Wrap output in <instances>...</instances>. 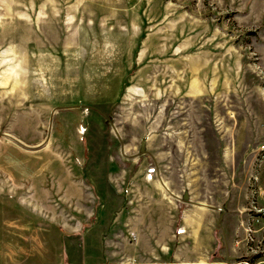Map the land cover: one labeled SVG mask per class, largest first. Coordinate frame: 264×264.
Returning <instances> with one entry per match:
<instances>
[{
    "label": "rangeland",
    "instance_id": "374dc122",
    "mask_svg": "<svg viewBox=\"0 0 264 264\" xmlns=\"http://www.w3.org/2000/svg\"><path fill=\"white\" fill-rule=\"evenodd\" d=\"M0 193V262L264 264V0H0Z\"/></svg>",
    "mask_w": 264,
    "mask_h": 264
},
{
    "label": "crops",
    "instance_id": "0c3cea01",
    "mask_svg": "<svg viewBox=\"0 0 264 264\" xmlns=\"http://www.w3.org/2000/svg\"><path fill=\"white\" fill-rule=\"evenodd\" d=\"M32 220L36 221L39 227L37 231L38 235L37 236L33 235L31 237V240L37 241V246L33 248H29L27 251H25V253L20 252L17 249L16 250L14 249L15 251L14 250L10 251V249H8L7 258L10 260H6L7 262H0V264H60L57 262H53V263L52 262L49 263L48 261L46 262L44 258V254L48 256L51 253H54V255L59 253L60 242L62 239L64 240V238L61 239V231L65 232L67 229L61 223V221H56L55 219L49 217L47 219L33 218ZM17 254L19 256H23L24 258H21V261L18 260L19 256ZM119 263L120 262L118 261H114L112 264H119Z\"/></svg>",
    "mask_w": 264,
    "mask_h": 264
},
{
    "label": "water",
    "instance_id": "95a60500",
    "mask_svg": "<svg viewBox=\"0 0 264 264\" xmlns=\"http://www.w3.org/2000/svg\"><path fill=\"white\" fill-rule=\"evenodd\" d=\"M185 198H186V196H185Z\"/></svg>",
    "mask_w": 264,
    "mask_h": 264
}]
</instances>
